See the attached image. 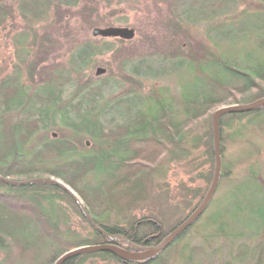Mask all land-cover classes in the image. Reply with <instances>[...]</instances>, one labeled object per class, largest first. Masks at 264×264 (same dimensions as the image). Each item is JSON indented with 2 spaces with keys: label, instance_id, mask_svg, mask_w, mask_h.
Wrapping results in <instances>:
<instances>
[{
  "label": "trees",
  "instance_id": "16d2710c",
  "mask_svg": "<svg viewBox=\"0 0 264 264\" xmlns=\"http://www.w3.org/2000/svg\"><path fill=\"white\" fill-rule=\"evenodd\" d=\"M65 3L73 5L78 0H22L20 8L31 23V20L42 19L51 5L56 7L57 19L64 17L60 8ZM15 17L14 6L0 0V27L7 29L11 25L8 32L12 34ZM251 18L258 29L256 37H260L257 47L264 49V37L259 32L264 29V11ZM247 21L249 23V19ZM28 26L29 29L17 33L15 38L30 60L19 56L25 61L28 76L40 75L43 84L31 93V86L24 83L20 74L8 75L0 81V175L15 182L54 176L81 195L90 206L94 220L110 234L121 235L124 241L138 247L158 246L208 193L216 167L212 121L215 110L221 105L249 104L264 99V58L255 59L250 52L243 57H236V53L223 57L208 52L202 58L195 55L182 58L176 53L174 73L186 68L192 73L196 62H203L201 71L205 73L203 76L196 70L195 82L185 81L181 85L178 100L170 94L169 88L159 87L149 95L132 93L117 102H102L104 87L90 83L80 85L77 93L64 100L57 74L60 70L56 65L39 70L35 61L44 59L51 40L47 33H34L31 42V26ZM110 49L84 43L76 51L75 62L81 68ZM143 63L144 60L132 68L136 74L157 76L156 72H150V67L143 71ZM123 105H127L126 109ZM114 113L123 116L124 121L106 125L104 120ZM263 115L264 105H260L247 112L227 113L221 117L222 159L228 145L243 141L241 135L246 125ZM58 124L82 138H89L93 146L80 148L70 138L52 137L35 150H28L37 132ZM172 162L186 163L192 174L188 182L180 184V202L189 213L167 228L166 220L180 208H173L176 211L171 215L166 207L173 206L168 204L169 200L167 205L164 203L166 198L172 197L161 179L166 177L168 163ZM223 174L228 176L232 171L225 170ZM253 176L264 187L260 175ZM156 187L161 192L155 195ZM156 199L160 201L158 205H148ZM63 201L92 228L90 235L84 236L69 220ZM137 208L143 210V216L131 222L130 212ZM203 214L155 257L125 262L119 255L98 251L72 257L63 264H84L97 257L114 259L120 264H160L164 252L185 238ZM261 214L258 235L264 229V211ZM213 224L219 235L234 234L221 229L223 222L219 225L218 221H213ZM242 234L241 231L237 235ZM114 242L91 226L74 199L61 187L45 181L19 186L0 180V250L4 251L0 264H54L70 250ZM241 247L238 262L253 258L257 264H264V240L253 247L246 244Z\"/></svg>",
  "mask_w": 264,
  "mask_h": 264
},
{
  "label": "rangeland",
  "instance_id": "374dc122",
  "mask_svg": "<svg viewBox=\"0 0 264 264\" xmlns=\"http://www.w3.org/2000/svg\"><path fill=\"white\" fill-rule=\"evenodd\" d=\"M1 1L14 6L16 17L12 34L8 32L11 25L7 29L0 27V81L8 75L20 74L24 83L31 86V93L41 87L43 81L40 75L33 74L34 78L28 76L24 68L25 61L19 54L24 55L25 60L28 56L17 45L18 40L15 38L17 33L29 29L28 24L31 26V42L34 33H47L51 40L44 59L35 61L39 70L55 65L60 70L57 74L64 100L77 93L78 87L85 83L104 87L102 102H117L132 93L149 95L159 87L169 88L170 94L178 100L181 85L185 81L195 82L193 76L196 70L202 74L201 67L204 65L203 62H196L192 73L188 68L181 73H174V61L178 57L176 53H180L179 57L182 58H190L192 55L202 58L208 52L222 54L223 57L233 56L234 53L236 57H243L246 52H250L255 59L264 58V49L257 47L258 39L260 42V37H256L258 29L251 18L253 14L264 11V0H78L77 4L61 5L60 9L65 16L60 19L56 18L55 5H51L42 19L31 20V23H28L21 11L22 0ZM106 26L132 27L136 31L135 37L126 40L92 35L93 28ZM259 32L264 37V29ZM243 34L247 37H241ZM84 43L102 48L109 46L111 49L103 51L93 61L79 68L75 54ZM33 59L31 55V61ZM143 60L145 63L141 66L142 70L148 71L150 67V72H156L157 76H142L133 71L134 65ZM99 66L106 68L104 74H96ZM126 107L122 106L123 109ZM123 121V116L114 113L107 116L104 123L114 126ZM241 136L242 142L227 146L222 159L219 186L209 207L185 238L164 252L160 264H257L253 258L243 262H238L236 258L242 252V244L253 247L264 240V229L260 235L257 234L262 224L261 213L264 211V187L253 176L260 175L259 178L264 180V115L253 124H247ZM52 137L70 138L80 148L85 145L91 148L94 144L89 138H82L73 130L58 124L55 128L37 132L28 150H35ZM168 165L167 175L161 181L166 182L165 189H168L172 199L166 198L164 203L167 205L169 200L168 204L173 206L166 207L171 215L176 211L173 208L180 207L171 219L166 220V226L170 228L189 213L180 202V184L182 181L188 182L192 171L184 162ZM225 170H231L232 174L225 176ZM71 190L90 212V206L81 195ZM160 192L156 187L155 195ZM159 202L156 199L152 203L148 202V205L156 206ZM62 205L77 229L84 236L90 235L92 228L83 222L82 216L67 201H63ZM130 213L133 218L131 222L143 216L140 208ZM213 221H218L219 225L223 222L221 229L234 234L219 235ZM241 231L243 234L237 235ZM115 237L124 245L128 244L121 235ZM112 244L120 247L118 243ZM131 251L137 252V249ZM3 256L4 251L0 250V260ZM84 264L120 262L97 257L88 259Z\"/></svg>",
  "mask_w": 264,
  "mask_h": 264
},
{
  "label": "water",
  "instance_id": "95a60500",
  "mask_svg": "<svg viewBox=\"0 0 264 264\" xmlns=\"http://www.w3.org/2000/svg\"><path fill=\"white\" fill-rule=\"evenodd\" d=\"M135 29L128 26H106V27H95L92 29L93 36H102V37H117L126 40L133 39L135 37ZM106 72V68L99 66L96 69V74L101 75ZM260 105H264V99H260L258 101L249 103V104H230V105H222L218 109L215 110L213 113V132H214V145H215V156H216V167H215V174L213 181L210 185L208 193L202 203L186 218L182 221L180 225H178L166 238L165 240L156 247H138L134 244L124 245L121 241H117L114 235L106 232L103 227H101L92 217L89 210L85 207L82 203L81 199H79L76 194L71 190L72 188L68 186L65 182L61 181L60 179L56 178H38L37 180H32L28 182H19L14 183L9 178L0 175V180L7 183V184H15V185H26L32 183L34 181H45L50 182L54 185H57L64 189L76 202L78 205L81 213L83 216L89 221L91 226L96 229L97 231L103 233L104 235L108 236L110 239L117 241L120 247H116L111 243H104L98 245H85L73 250H70L60 256L56 261L55 264H63L68 259L84 254V253H91V252H98V251H109L116 255H119L122 259H130V260H137V259H144L155 257L156 255L161 254L170 243H172L177 237L180 236L182 232L187 230L208 208L209 204L211 203L217 188L219 186L221 174H222V152H221V126H220V119L224 114L227 113H235V112H247L250 111ZM89 145V141H87ZM132 246L137 249V252H133L129 250V247ZM134 255H139L135 257Z\"/></svg>",
  "mask_w": 264,
  "mask_h": 264
},
{
  "label": "bare ground",
  "instance_id": "6f19581e",
  "mask_svg": "<svg viewBox=\"0 0 264 264\" xmlns=\"http://www.w3.org/2000/svg\"><path fill=\"white\" fill-rule=\"evenodd\" d=\"M242 105H245V104H242ZM8 178V177H7ZM47 178H51V177H47ZM54 178V177H53ZM57 179V178H56ZM11 180V179H10ZM32 180H37V178H33V179H30V180H27V181H23V182H28V181H32ZM14 183H19V182H15V181H13ZM35 182V181H34ZM33 183V182H32ZM206 211V210H205ZM204 211V212H205ZM105 230V229H104ZM106 231V230H105ZM106 232H108V231H106ZM109 233V232H108ZM114 236H116V235H114ZM108 237V236H107ZM123 238V237H122ZM114 243H117V241H115ZM128 244L127 245H129V244H132V243H130V242H127ZM112 244V243H111ZM132 249V246H130L129 247V250H131ZM125 262H127V260H125V259H123Z\"/></svg>",
  "mask_w": 264,
  "mask_h": 264
}]
</instances>
